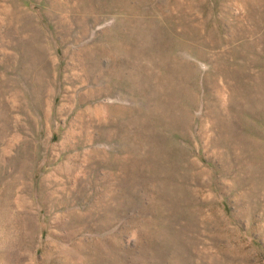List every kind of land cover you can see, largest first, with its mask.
I'll use <instances>...</instances> for the list:
<instances>
[{
    "label": "rangeland",
    "instance_id": "rangeland-1",
    "mask_svg": "<svg viewBox=\"0 0 264 264\" xmlns=\"http://www.w3.org/2000/svg\"><path fill=\"white\" fill-rule=\"evenodd\" d=\"M0 264H264V0H0Z\"/></svg>",
    "mask_w": 264,
    "mask_h": 264
},
{
    "label": "bare ground",
    "instance_id": "bare-ground-1",
    "mask_svg": "<svg viewBox=\"0 0 264 264\" xmlns=\"http://www.w3.org/2000/svg\"><path fill=\"white\" fill-rule=\"evenodd\" d=\"M107 49V48H106ZM21 109V108H20ZM46 113V112H45ZM10 116V115H9ZM7 118V117H6Z\"/></svg>",
    "mask_w": 264,
    "mask_h": 264
}]
</instances>
